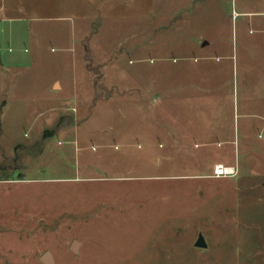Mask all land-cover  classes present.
<instances>
[{"label":"rangeland","instance_id":"374dc122","mask_svg":"<svg viewBox=\"0 0 264 264\" xmlns=\"http://www.w3.org/2000/svg\"><path fill=\"white\" fill-rule=\"evenodd\" d=\"M48 254L264 264V0H0V264Z\"/></svg>","mask_w":264,"mask_h":264},{"label":"built area","instance_id":"2783aa9c","mask_svg":"<svg viewBox=\"0 0 264 264\" xmlns=\"http://www.w3.org/2000/svg\"><path fill=\"white\" fill-rule=\"evenodd\" d=\"M236 174V169L234 167H229L224 164H216L214 166V175L215 178H225L232 177Z\"/></svg>","mask_w":264,"mask_h":264},{"label":"water","instance_id":"95a60500","mask_svg":"<svg viewBox=\"0 0 264 264\" xmlns=\"http://www.w3.org/2000/svg\"><path fill=\"white\" fill-rule=\"evenodd\" d=\"M203 46H206V45H203ZM106 89V88H105ZM107 90V89H106ZM79 246L78 243H75V245H73L72 249L74 251H76L77 247ZM196 246L197 247H207L206 245V242H205V239L202 235L199 236L198 240H197V243H196ZM43 262L45 264H54V260L52 259V257L50 256V254L46 255L44 258H43Z\"/></svg>","mask_w":264,"mask_h":264},{"label":"crops","instance_id":"0c3cea01","mask_svg":"<svg viewBox=\"0 0 264 264\" xmlns=\"http://www.w3.org/2000/svg\"><path fill=\"white\" fill-rule=\"evenodd\" d=\"M2 10H3V9H2ZM177 78H179V77H178V75L176 74V76L174 77V79H177ZM180 81H181V80L176 81L174 85L177 86V85L180 83ZM179 87H180V86H179ZM52 89L55 90V84L52 86ZM182 146H185V145L182 144Z\"/></svg>","mask_w":264,"mask_h":264}]
</instances>
